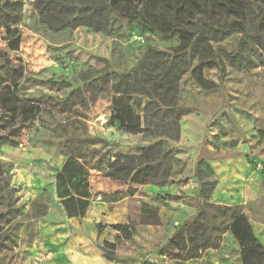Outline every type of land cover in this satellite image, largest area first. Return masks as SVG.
I'll use <instances>...</instances> for the list:
<instances>
[{
  "label": "rangeland",
  "instance_id": "374dc122",
  "mask_svg": "<svg viewBox=\"0 0 264 264\" xmlns=\"http://www.w3.org/2000/svg\"><path fill=\"white\" fill-rule=\"evenodd\" d=\"M152 3L153 13L143 0L125 3L133 16L124 19L108 10L107 1V31L95 32L86 26L54 30L41 22L44 15L69 19L71 4L23 0L17 52H6L0 30V65L9 60L21 71L6 108L39 107L23 127L0 111V135L8 141L0 146V263L108 264L100 249L108 243L111 264H240L229 231L214 250L183 233L203 203L239 206L264 249V52L245 33L209 43L200 56L213 61L202 71L205 87L190 71L181 78L178 106L187 113L179 140L165 143L174 151L168 184L133 186L137 191L129 195L127 182L107 178L112 155H135L152 142L114 131L111 99L151 100L137 62L149 49L180 44L177 33L163 32L175 24L162 1ZM9 83L0 86V104ZM75 147L88 169L83 218H67L55 194V177ZM143 204L157 209L159 225L139 224ZM115 225L131 230L117 232Z\"/></svg>",
  "mask_w": 264,
  "mask_h": 264
},
{
  "label": "trees",
  "instance_id": "16d2710c",
  "mask_svg": "<svg viewBox=\"0 0 264 264\" xmlns=\"http://www.w3.org/2000/svg\"><path fill=\"white\" fill-rule=\"evenodd\" d=\"M55 5L71 4L75 14L69 19L44 15L41 22L49 24L54 30L63 28L89 27L95 32L107 31L108 10L124 19L132 18L129 3L135 6L140 0H47ZM164 12L170 14L175 26L163 31L164 34L177 33L178 47L169 51L147 50L137 62L135 71L140 84L149 92L151 100L142 101L138 97L114 96L110 102V126L118 132L141 134L145 141L137 154H114L107 161V178L127 182V192L133 195V186L153 185L162 187L172 176L174 151L165 148L166 142L179 140V121L187 113L178 106L181 78L190 71L191 77L201 86H206L202 71L213 65L211 60H201L200 56L209 43H218L234 33H245L249 40L264 52V5L257 7L252 0H161ZM125 3H128L125 4ZM144 8L154 10L152 0H143ZM23 0H0V30H4L3 42L6 52H17L20 46ZM144 12V9H143ZM150 13V14H151ZM207 48V49H208ZM7 54V53H2ZM198 60L192 66L193 61ZM0 86L10 79L5 87L8 95L1 98L0 111L10 121H19L24 126L25 116H31L39 107L23 106L16 113V107L6 108L9 96L16 95L21 71L15 69L9 60L0 65ZM18 75H17V74ZM100 89L105 83L101 78ZM108 83V75H107ZM6 99V100H5ZM0 135V146L7 144ZM55 177V194L67 218L85 216L90 189L86 160L79 148L70 149ZM157 209L147 204L141 206L139 224L159 225ZM102 225L96 229L100 231ZM117 232H130V227L115 225ZM229 231L237 243L240 264H264V249L254 236L253 230L239 206H221L203 203L196 217L183 227V233L198 239L203 250L217 249L220 237ZM175 243L172 238L169 243ZM113 248L104 243L100 247L102 256L113 262L112 254L106 250ZM2 264V263H0Z\"/></svg>",
  "mask_w": 264,
  "mask_h": 264
},
{
  "label": "built area",
  "instance_id": "2783aa9c",
  "mask_svg": "<svg viewBox=\"0 0 264 264\" xmlns=\"http://www.w3.org/2000/svg\"><path fill=\"white\" fill-rule=\"evenodd\" d=\"M95 199L98 201L100 200V195H97V197H95Z\"/></svg>",
  "mask_w": 264,
  "mask_h": 264
},
{
  "label": "crops",
  "instance_id": "0c3cea01",
  "mask_svg": "<svg viewBox=\"0 0 264 264\" xmlns=\"http://www.w3.org/2000/svg\"><path fill=\"white\" fill-rule=\"evenodd\" d=\"M114 131H116V130L114 129ZM117 132H118V131H117ZM125 134H130V133H125ZM135 188H136V187H135ZM171 239H172V238H171ZM174 240H175V239H174ZM107 263H108V264H111V263H109L108 261H107Z\"/></svg>",
  "mask_w": 264,
  "mask_h": 264
}]
</instances>
